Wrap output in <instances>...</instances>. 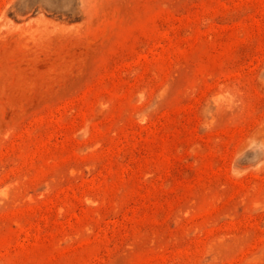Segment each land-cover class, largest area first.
Instances as JSON below:
<instances>
[{
	"label": "rangeland",
	"instance_id": "rangeland-1",
	"mask_svg": "<svg viewBox=\"0 0 264 264\" xmlns=\"http://www.w3.org/2000/svg\"><path fill=\"white\" fill-rule=\"evenodd\" d=\"M0 264H264V0H0Z\"/></svg>",
	"mask_w": 264,
	"mask_h": 264
}]
</instances>
